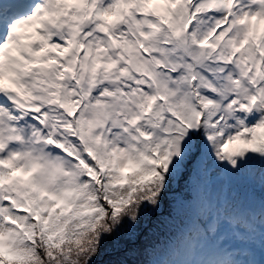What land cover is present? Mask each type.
Here are the masks:
<instances>
[{
	"label": "snow or ice",
	"instance_id": "obj_1",
	"mask_svg": "<svg viewBox=\"0 0 264 264\" xmlns=\"http://www.w3.org/2000/svg\"><path fill=\"white\" fill-rule=\"evenodd\" d=\"M142 222L138 264H264V0H0V264Z\"/></svg>",
	"mask_w": 264,
	"mask_h": 264
},
{
	"label": "trees",
	"instance_id": "obj_2",
	"mask_svg": "<svg viewBox=\"0 0 264 264\" xmlns=\"http://www.w3.org/2000/svg\"><path fill=\"white\" fill-rule=\"evenodd\" d=\"M168 213V207H167V203L165 205V215ZM154 221H155V217H150L148 219V225L149 228L154 226ZM137 231L140 233V236L136 242V244H133L131 241H124L122 240L121 243L125 244L126 247L124 249H122L119 252H114L112 254H105L103 255L101 258H99L97 260V264H106L107 261L110 260H114V259H127L128 264H138V261L145 259V257L143 256H126L125 254L127 252H131L134 248L136 247H140L141 249L144 246V238L147 236L148 234V229L143 227V222L140 226V228L137 229ZM109 244H111V241H109ZM191 254H184L180 257H178V259L181 260H187V259H191ZM198 259H207V258H216V257H211V256H204V257H197Z\"/></svg>",
	"mask_w": 264,
	"mask_h": 264
}]
</instances>
